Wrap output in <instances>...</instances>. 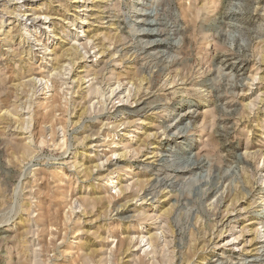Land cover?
Segmentation results:
<instances>
[{
    "label": "rangeland",
    "instance_id": "1",
    "mask_svg": "<svg viewBox=\"0 0 264 264\" xmlns=\"http://www.w3.org/2000/svg\"><path fill=\"white\" fill-rule=\"evenodd\" d=\"M263 165L264 0H0V264H264Z\"/></svg>",
    "mask_w": 264,
    "mask_h": 264
},
{
    "label": "bare ground",
    "instance_id": "2",
    "mask_svg": "<svg viewBox=\"0 0 264 264\" xmlns=\"http://www.w3.org/2000/svg\"><path fill=\"white\" fill-rule=\"evenodd\" d=\"M13 1V0H12ZM81 1V0H80ZM141 4V3H140ZM5 5V4H4ZM149 9H151V8H147V9H144V10H142V11H146V10H149ZM13 11V10H12ZM17 12H18V14L16 15L17 17H22V18H27L28 20H31L35 25L38 23V22H40V23H42V22H44V20H46V19H48V18H44L43 20L40 18V16H34V15H30L28 12H26V11H22V7L21 6H19V7H17ZM4 14V13H3ZM16 17V18H17ZM174 18V17H173ZM172 19V18H171ZM25 20V19H24ZM176 20V19H175ZM19 21V20H18ZM143 24H147V26L149 25V24H151L149 21H147L146 20V18H144L143 20H140ZM21 23V22H20ZM45 23V22H44ZM40 27V26H39ZM140 27V26H139ZM40 28H43V27H40ZM33 29L35 30L36 29V26L34 27V26H31V27H29L28 29H26L25 30V32H26V36L27 37H29V38H33L32 40L33 41H37L38 39H40V36L39 35H34V34H32V32H33ZM138 29V28H137ZM145 30V29H144ZM144 30H142V31H144ZM157 31V30H156ZM138 32V31H137ZM39 33V32H38ZM24 34V33H23ZM148 34L150 35V34H152V32H147V33H144L143 35H142V37H140V34L139 33H137V35H136V37L138 38V41H141V40H143V39H145V38H148ZM155 34H160L159 33V30L155 33ZM28 38V39H29ZM27 40V39H26ZM147 40V39H146ZM155 41H157V40H152V41H150V42H148V40L145 42L146 44H144V46H143V49L144 48H147V46L148 45H153V42H155ZM29 42V41H28ZM40 42V41H39ZM144 42V41H143ZM139 43V42H138ZM46 44V43H45ZM38 45V44H37ZM81 45H82V43H81ZM35 46V45H34ZM86 46H88L87 44H86ZM89 47V46H88ZM35 48H37V47H35ZM129 48V47H128ZM40 49V48H39ZM44 49V48H43ZM46 49V48H45ZM47 50V49H46ZM84 51V50H83ZM149 51V50H148ZM11 52V51H10ZM43 52V51H42ZM46 52V51H45ZM85 53V52H84ZM86 54V53H85ZM85 56H87V54L85 55ZM239 56V55H238ZM151 58V60L154 62V61H156V56H154V55H151V56H149V59ZM14 59V58H13ZM158 60V59H157ZM150 61V60H149ZM147 63V62H146ZM149 63V62H148ZM155 63V62H154ZM171 63V62H170ZM72 64V63H71ZM154 65V64H153ZM170 65V64H169ZM148 66V65H147ZM63 67V66H62ZM152 68H153V66H152ZM169 66H165V68L163 69V67H162V69L163 70H165V72L163 73V74H157V75H155L156 77L155 78H157V80L159 79V78H166V79H168V78H171L170 77V72H169ZM65 69V68H64ZM158 69V68H157ZM152 70V69H151ZM154 70V69H153ZM63 71V70H62ZM65 71V70H64ZM71 71V70H70ZM162 71V70H161ZM160 71V72H161ZM46 73V72H45ZM65 73V72H64ZM162 73V72H161ZM33 74V73H32ZM150 74V73H149ZM40 75V74H39ZM34 76V75H33ZM50 76V75H49ZM64 76V75H63ZM32 77V76H31ZM52 77V76H51ZM50 77V78H51ZM62 77V76H61ZM33 78V77H32ZM36 78H37V76H36ZM41 78V77H40ZM174 78V77H173ZM60 79V78H59ZM150 79V78H149ZM153 79V78H152ZM152 79H150V80H152ZM34 81H36V79H33ZM40 80H43V79H40ZM50 80V79H49ZM67 80V79H66ZM255 80V79H254ZM91 81V80H90ZM94 81V80H93ZM161 81V80H160ZM39 82V80H37V83ZM41 82V81H40ZM39 82V83H40ZM48 82V81H47ZM50 82V81H49ZM65 82V81H64ZM102 82V81H101ZM174 82H175V79H172V81H171V83H169V84H174ZM42 83V82H41ZM60 83H61V81H60ZM74 83V82H73ZM119 83V82H118ZM139 83V82H138ZM43 84H45V83H43ZM39 85V84H38ZM53 85V84H52ZM51 85V86H52ZM108 85V84H107ZM118 85V84H117ZM120 85V84H119ZM119 85L118 86H116V88H119ZM130 85H132V84H129V86ZM139 85H141L140 83H139ZM167 85V84H166ZM228 85V84H227ZM14 86V85H13ZM12 86V87H13ZM37 86V85H36ZM58 86V85H57ZM18 87V86H17ZM130 87H132V86H130ZM170 87V86H169ZM231 87H234V86H231L230 85V89H232ZM103 88V87H102ZM124 88V87H123ZM133 88V87H132ZM131 88V89H132ZM137 88V87H136ZM228 88H229V86H228ZM238 88V87H237ZM41 89V88H40ZM131 89H129L128 90V88H127V91L125 92V94H126V97H125V100L124 101H127L129 98H131L132 97V95H131V93H133V92H131L130 93V90ZM27 90V89H26ZM30 90V89H29ZM61 90V89H60ZM102 90V89H101ZM39 91V90H38ZM96 91V90H95ZM111 91V93H110V95H114V97H117L118 96V94H120V93H118L116 90L115 91H112V90H110ZM132 91V90H131ZM228 91V90H227ZM21 92V91H20ZM32 92V91H31ZM41 92V91H40ZM94 92V91H93ZM115 92H117L118 94H116ZM95 93V92H94ZM18 94V93H17ZM52 94V93H51ZM98 94V93H97ZM34 95V94H33ZM101 95V94H100ZM109 95V94H108ZM109 95V96H110ZM119 96H121V95H119ZM118 96V97H119ZM137 96V95H136ZM135 96V97H136ZM50 97V96H49ZM118 97H117V99H118ZM134 97V96H133ZM134 97V98H135ZM29 98V97H28ZM46 98V97H45ZM119 98H121V97H119ZM114 99V98H113ZM116 99V100H117ZM122 99V98H121ZM20 100V99H19ZM26 100V99H25ZM103 100V99H102ZM120 100V99H119ZM111 101V100H110ZM112 101H114V100H112ZM50 102V101H49ZM120 102V101H119ZM43 103V102H42ZM46 103V102H45ZM91 103H93V102H91ZM102 103V102H101ZM100 103V104H101ZM113 103V102H112ZM127 103V102H126ZM111 104V103H110ZM37 105V104H36ZM128 105V104H127ZM42 106V105H41ZM93 106V105H92ZM6 108V107H5ZM106 108V107H105ZM113 108V107H112ZM8 111V110H7ZM2 112V111H1ZM10 113H12V112H10ZM122 114V113H121ZM95 115V114H94ZM27 116V115H26ZM8 117V116H7ZM14 117V116H13ZM9 118H10V116H9ZM12 122V121H11ZM16 123V122H15ZM84 123V122H83ZM120 123V122H119ZM86 124V123H85ZM111 124V123H110ZM8 125V124H7ZM107 125V124H106ZM105 125V126H106ZM139 125V124H138ZM122 126V125H121ZM136 126V125H135ZM118 129V128H117ZM105 131V130H104ZM111 131V130H110ZM177 133V132H176ZM9 136V135H8ZM28 143V142H27ZM108 145V144H107ZM100 145H95L94 147H99ZM102 147V146H101ZM108 147V146H107ZM93 148V147H92ZM106 148V147H105ZM116 151V150H115ZM112 152H113V150H112ZM141 152V151H140ZM105 153V152H104ZM111 153V152H110ZM113 153H115V152H113ZM117 153V152H116ZM112 155H110V157H111ZM113 156H114V154H113ZM167 157V156H166ZM109 159H111V158H109ZM66 160V159H65ZM101 160V159H100ZM99 160V161H100ZM107 161H108V159H107ZM171 161V160H170ZM64 162V161H63ZM194 163V162H193ZM263 163V162H262ZM115 164V163H114ZM188 164V163H187ZM101 165V164H100ZM102 166V165H101ZM194 166H197V165H194ZM186 167V166H185ZM73 168V167H72ZM261 169H264V165H263V167H261ZM184 170H186V169H182L181 171H184ZM162 171V170H161ZM173 172H175L176 171V169L175 170H172ZM121 172V171H120ZM186 172V171H185ZM191 172V171H190ZM164 173V172H163ZM179 174V173H178ZM66 175V174H65ZM262 175H264V172H262ZM158 176H160V175H158ZM254 177V176H253ZM115 178H117L118 179V177H111L110 175L109 176H107V178H106V180H105V182H104V186H110L112 183H113V179H115ZM250 179V178H249ZM204 180V179H203ZM117 181V180H116ZM116 181H115V183H116ZM63 182V181H62ZM176 182V181H175ZM202 183V182H201ZM62 185V184H61ZM250 185V184H249ZM129 187V186H128ZM67 188V187H66ZM115 189H117V188H115ZM146 189V188H145ZM149 189V187L146 189V190H141V191H139L142 195L147 191ZM69 190V189H68ZM124 190H126V188L124 189ZM210 191V190H209ZM208 191V192H209ZM223 191H225V190H223ZM222 191V192H223ZM115 193V192H114ZM213 193V192H212ZM214 193H216V192H214ZM29 194V193H28ZM223 194H224V192L222 193V196H223ZM227 194V193H226ZM151 195V194H150ZM214 195V194H213ZM215 195H218V194H215ZM140 196V195H139ZM152 196H154V195H152ZM142 197V196H141ZM215 197V196H214ZM72 198V197H71ZM139 198V197H138ZM136 199V198H135ZM70 200V199H69ZM141 200H144V196L141 198ZM213 200V199H212ZM260 200V199H259ZM68 201V200H67ZM140 201V200H139ZM262 201V200H261ZM264 201V200H263ZM144 202V201H143ZM68 203V202H67ZM216 203V205H217V202H215ZM214 203V204H215ZM261 203H263V202H261ZM69 204V203H68ZM92 204V203H91ZM214 204H212V206H214ZM70 205V204H69ZM83 205V204H82ZM68 206V205H67ZM70 207V206H69ZM216 208V207H215ZM159 219V218H158ZM218 220V219H217ZM231 222V221H230ZM158 224V223H157ZM261 226V228H263V226H264V221L263 222H260L259 223ZM142 225V224H141ZM115 226V225H114ZM163 226V225H162ZM161 226V227H162ZM50 228V227H49ZM54 229V228H53ZM223 229V228H222ZM49 230V229H48ZM257 230V233L258 234H260L261 235V233H259L258 231H260L258 228L256 229ZM157 231V230H156ZM54 232V231H53ZM127 232V231H126ZM142 232V231H141ZM148 232V231H147ZM158 232H160V230L158 231ZM48 233H51L50 231L48 232ZM122 233V232H121ZM51 234H53V233H51ZM57 235V234H56ZM138 235V234H137ZM48 237H50V236H48ZM160 237V236H159ZM237 237V236H236ZM109 239H111V238H109ZM108 239V240H109ZM118 239V238H117ZM136 239H138V240H140V241H138V242H141L143 239H145L146 240V242H147V244L151 247L153 244H154V242L157 240L156 239V237L154 238V237H152V236H150V237H148V238H145V237H142V235L140 236L139 235V237H137ZM211 239V238H210ZM238 239V237L237 238H235V240H237ZM230 241H231V239H230ZM115 242H118L117 240L115 241ZM119 242H120V240H119ZM118 242V243H119ZM133 242V241H132ZM137 242V241H136ZM228 242V241H227ZM233 242V241H232ZM229 243V242H228ZM227 243V244H228ZM120 244V243H119ZM140 244V243H139ZM139 244H137L138 246H139ZM224 244V243H223ZM115 245H117V244H115ZM136 245V244H135ZM226 245V244H225ZM119 245H117L116 247H118ZM114 246H112V248H113ZM136 248H138V247H136ZM135 248V249H136ZM147 248V247H146ZM139 249V248H138ZM148 249V248H147ZM150 249V248H149ZM148 249V250H149ZM140 250V249H139ZM35 251V250H34ZM111 251V250H110ZM107 253H108V251H107ZM143 253H144V251H143ZM262 253V252H261ZM261 253L258 255V256H262L261 255ZM109 254H107V256H108ZM75 256V255H74ZM151 256V255H150ZM257 256V257H258ZM116 257V256H115ZM150 258H152V257H150ZM154 258V257H153ZM227 262V261H226Z\"/></svg>",
    "mask_w": 264,
    "mask_h": 264
}]
</instances>
